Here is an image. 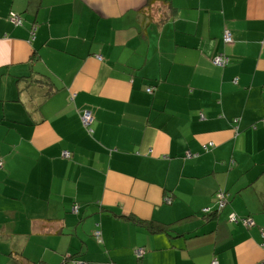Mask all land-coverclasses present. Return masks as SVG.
Listing matches in <instances>:
<instances>
[{
  "label": "crops",
  "instance_id": "crops-1",
  "mask_svg": "<svg viewBox=\"0 0 264 264\" xmlns=\"http://www.w3.org/2000/svg\"><path fill=\"white\" fill-rule=\"evenodd\" d=\"M74 257L264 264V0H0V264Z\"/></svg>",
  "mask_w": 264,
  "mask_h": 264
},
{
  "label": "built area",
  "instance_id": "built-area-1",
  "mask_svg": "<svg viewBox=\"0 0 264 264\" xmlns=\"http://www.w3.org/2000/svg\"><path fill=\"white\" fill-rule=\"evenodd\" d=\"M11 18L12 20L15 22L16 25H22L23 24V20L22 18L19 16V15H16V14H11ZM224 41L226 43H231L233 42V37H232V34L230 32H227L225 35H224ZM228 62V59L225 58V57H217L214 59V63L217 64V65H220V66H225ZM154 91V88H148V92L152 93ZM92 120H93V116L91 114L90 111H86L84 113V115L82 116V121L84 123V125L86 127L90 126V124L92 123ZM65 153V157H70L71 154L70 152H64ZM190 156V155H189ZM216 197L218 199V209L221 210L223 209L226 204H227V194L223 191V190H220L219 192L216 193ZM74 210L77 212L78 211V208H74ZM206 213H210L211 212V209L210 208H206L204 210ZM243 221V223L250 227V226H253L254 225V221L252 219H249V218H239L238 216H236L235 214L231 215L230 217V221L232 222H239V221ZM96 235L98 238H100V231H97L96 232ZM144 253H145V249L144 248H140L138 251H137V255L138 257H143L144 256ZM76 264H86V263H83V262H76ZM213 264H218L217 260H215L213 262Z\"/></svg>",
  "mask_w": 264,
  "mask_h": 264
},
{
  "label": "trees",
  "instance_id": "trees-1",
  "mask_svg": "<svg viewBox=\"0 0 264 264\" xmlns=\"http://www.w3.org/2000/svg\"><path fill=\"white\" fill-rule=\"evenodd\" d=\"M78 208V211L76 212L75 210H74V208ZM79 212V205L78 204H75L73 207H72V213H74V214H76V213H78ZM212 213V212H211ZM211 213H209V214H211ZM217 213V211H215V212H213V214H216ZM72 260L74 261V264H76V262L78 263V262H83V263H86V264H90V263H88L87 261H83V260H78V259H76L75 257L74 258H72Z\"/></svg>",
  "mask_w": 264,
  "mask_h": 264
}]
</instances>
